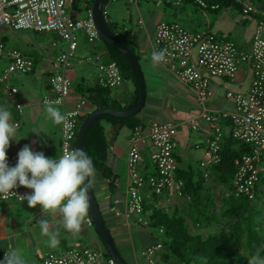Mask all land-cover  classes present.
<instances>
[{"label": "built area", "instance_id": "1", "mask_svg": "<svg viewBox=\"0 0 264 264\" xmlns=\"http://www.w3.org/2000/svg\"><path fill=\"white\" fill-rule=\"evenodd\" d=\"M89 1V0H86ZM113 1V0H108ZM166 1L179 5L182 2H192L202 11L218 9L217 0H155ZM242 3L243 11L258 14L256 29L250 48L240 47L233 39L214 32L208 23L204 31L194 32L176 21H160L155 28L152 43L153 52L166 51V62H160L175 78L188 87L198 103L199 115L205 118L211 126L210 138L199 166L206 177L210 167L221 160L219 153L224 131L221 117H231V133L236 139L249 142L253 146L251 153L241 155L236 159L237 169L232 184L235 193L255 196L254 189L264 176V6L258 8L255 0H236ZM72 0H0V27L9 26L14 29H33L36 31H51L67 42L65 49L55 57L58 70L49 77L52 94L42 97L45 100L62 106V114L71 113L67 125L61 124L60 155L65 149L76 148L78 118L85 113L87 99L83 96L68 106L71 92L70 67L74 59L77 61H96L98 69L97 83L108 87L122 84L124 77L117 62L108 58L99 59L97 54L85 58L76 56L79 41L84 37L88 43L100 40V34L95 27L91 7H87L86 15L75 16L71 12ZM103 13L108 15V4L103 5ZM80 34H77V32ZM82 35V36H81ZM53 45L56 41H53ZM7 60L3 72L0 73V84L6 77L14 73H29L36 66V57L24 53L20 48L9 46L0 38V61ZM242 63H247L252 71L249 89L242 91H227L226 96L234 100L232 112L220 111L219 114L209 106L211 95L210 85L214 77L233 79ZM8 95L17 92L15 86L9 87ZM45 104V103H44ZM13 123L20 125V121ZM177 123L172 121L151 120L131 130L128 139L126 155V201L125 214H135L137 222L149 226L147 199L155 196H182L184 180L177 176L178 160L175 155ZM198 126L197 120L192 121V127ZM150 142L149 160L154 166L153 172H145L141 155L144 144ZM59 155V156H60ZM9 166H15L18 153L7 151ZM145 189H148L145 190ZM11 194H0L2 200L23 201L21 195L29 194V189L20 186ZM111 208L116 214L122 213L117 207L118 200ZM155 206L161 200L151 201ZM88 225L93 222L88 214ZM162 232V228L159 229ZM162 242L156 241L142 250V255L151 264H157L158 252ZM104 245L73 246L61 251H45L39 256V264H115L111 255L106 254Z\"/></svg>", "mask_w": 264, "mask_h": 264}, {"label": "crops", "instance_id": "2", "mask_svg": "<svg viewBox=\"0 0 264 264\" xmlns=\"http://www.w3.org/2000/svg\"><path fill=\"white\" fill-rule=\"evenodd\" d=\"M113 1H117V0H113ZM126 1L128 4L130 3L129 1H132V2L135 1V3L138 6L139 0H126ZM155 2L159 3L162 1H155ZM106 3L109 4V1L107 0ZM255 5L258 8L263 7L264 0H255ZM87 7H91V6H88L85 3L84 7L81 8L79 6L75 8L72 6V3L70 4V9L73 15L79 16V17H83L86 15L85 14L83 16H80L83 10H87ZM113 9H114L113 11L114 15L118 16V19H123L124 15L126 16V12H125L126 8H124L123 4H118ZM127 11H128V8H127ZM250 15L253 18L252 20L253 27L250 33L247 35L245 34L243 38L241 39V42L238 43L240 47H243L246 49L250 48L251 46V42H252L254 31L256 29L257 18H258V14H250ZM108 17H109V11H108ZM162 20L163 19H161L160 21ZM160 21L155 23L152 30L146 29L145 31L138 29L137 27L130 28V27H127L126 25L121 26L123 27L124 30H127V29L131 30L132 38L137 47L136 55L139 56L138 58L139 64L141 60V53L146 52V55L151 57L150 53L152 50V43L154 40L155 28H156V25ZM242 21L251 22V21H248L247 18H242ZM3 27H5V30H7L8 33L2 34L0 38H2L9 46L18 47L23 51L24 49H22L20 46L21 44L20 40L21 38L26 37V33L22 30H27V29H14L9 26H3ZM210 28L213 29L211 25H210ZM9 35L11 36V40H12L11 42L8 37ZM219 35H225L231 38V32H227L225 34H219ZM262 35L264 37V31L262 32ZM81 39L85 40L84 37H81ZM53 46H56V47L55 48L52 47L51 50L49 51H45L43 47H38L33 52L31 51L26 52L28 50H24L26 54L28 55L32 54L35 56L38 54L36 56V61H37L36 66L34 70L31 71V74L36 73L40 78L39 89H41V93H42L41 95L53 93L52 90H50L49 77L50 75H52L54 72L58 70V67L55 65V57L59 51L66 48L67 42L63 40L57 43L56 41V44ZM91 47L94 49V55L97 54L99 56V59L102 60V57L104 56H106V60L109 58L107 49L101 40L96 41L95 43H92L91 45L90 43L87 44L82 40L79 41V46H78V50L76 54L77 58L78 57L82 58L84 55H86L85 52ZM83 51L84 53H82ZM96 61L97 60H95L94 62L95 65H96ZM88 62L89 61H82V62L78 61L77 62V59L75 58L73 63H76V64L79 63L78 65L83 66L85 65V63H88ZM6 63H7V60L5 59H2L0 61V72L3 71ZM76 64L74 65L72 64L69 70V74L71 78V92H70L68 103H67L68 106H71L72 102L81 96L87 99L86 97L87 89L97 84L98 73L96 77L94 75L95 78L94 77L90 78L91 82H89L86 85L84 83L85 79L89 80V78H87L88 73L92 74L93 70L96 72L94 65L92 66L90 65L87 68L83 67V68L77 69V68H74V66L77 67ZM162 66H160L159 64H156L155 65L156 70H153L152 67L148 65L147 73L148 75L150 74L151 77H155V76L160 77L161 81L164 79L165 84H166L167 77L164 74L165 72L163 71L167 69L164 66L163 67ZM140 67H141V64H140ZM142 73L144 75V81H146L145 73L143 70H142ZM12 75H10L9 77H6L5 81L0 84V106L6 105V108L12 114V122L17 121V120L20 121V125L16 131V134L13 137V140L10 141V147L7 149V151L18 153L21 150V148L24 145H26L25 138H23L18 132L20 127L23 126L25 123V116H24L25 113L24 112L27 109L30 110L31 107L35 105V102L31 101L30 98L25 99L23 97L20 99V101L17 100L18 94L20 93V88L15 83L11 82L14 79ZM169 76L172 77V80H175L177 83H179V81L175 78V76L171 72H169ZM10 77L12 78L10 79ZM251 80H252V71L247 63H242L240 65L236 73V76L233 79L214 77L210 85L211 95L209 98V106L217 114H219L220 111L232 112L234 109V103L232 99H230L232 101L230 107L227 106V104H224V101L226 100V102H228V99H229L226 96L227 91L246 92L249 89ZM124 82H125V85L123 84ZM121 85H122V88H120V86L112 88L111 95L113 98L118 99L122 103H128L131 101L133 97L134 85L131 80H127V79H124ZM11 86H15L17 88V92L13 95H8L6 90ZM222 91H225L224 96H222V93H223ZM178 92L180 93V95L182 94L179 89H178ZM188 92L191 94L190 90ZM146 95H147L146 103L148 102L150 106L153 107V105L161 104L159 99H156L153 95L147 94V88H146ZM6 96L9 99V103L5 102V100L3 99ZM192 98L194 99L193 95H192ZM181 102H183V99ZM12 103L14 105L11 106ZM220 103L222 105H219ZM54 106L59 108V110L62 113L61 105L54 104ZM182 107L186 110L184 115L186 114H189V115L186 116L185 118H180L175 122L178 125L177 132L175 135V139H176L175 155L178 160V169L189 170L192 168V170L196 172V170L192 167L191 160H195L197 163H199L200 160L203 158L205 149L208 144V140L211 135L210 134L211 126H210V123L205 118L199 115V111L198 112L196 111V113L194 112L195 110L193 109V107L191 108L186 104H182ZM93 108H94L93 104L87 99V103L85 106V112H90ZM143 120H144L145 125H147V123L151 121V119H143ZM152 120H157V119H152ZM193 120H197L198 122V126L196 128L192 127ZM223 121L224 120H222V122ZM186 123L188 125H186ZM225 123L227 122L225 121ZM37 126H38L37 130L40 131L41 133L39 136H37L36 134L32 135V141L34 142V147H32L33 151H36V152L42 151L47 157H51V158L59 157L60 139H61V135H60L61 124L56 125L51 120V132H50V129H49L50 125L45 120V116H42V118L40 119V124L38 123ZM188 126H190L192 130L194 129L197 130L199 132V136L201 137L198 141H195L194 144H190L185 137L186 131L189 128ZM105 127H106L107 140L109 143V153H108L107 160H108L109 165L113 169V176L111 178H105L99 172H97L98 174H95V184L92 189L95 192V195L97 197L100 209L105 218V222L107 224L109 232L118 250L120 251V248L118 244L116 243L115 237L116 236L119 237L120 230H123L125 233L130 234L131 229H133L132 226L139 224L137 222V217L135 214H130V215L125 214L126 178H127L126 155H127V149H128V139L131 133V129H129L128 127L127 129H124V125L111 124V123H106ZM224 127L226 128L227 125L224 124ZM223 131L225 133V129ZM150 149H151L150 142L147 141V143L143 145L142 151H141V155L143 159L142 161H143V164H145V167L143 168V170L145 172H153L154 170L150 166V163H151L149 160ZM146 156H148V158H146ZM199 170H200L199 172L202 171L201 168ZM110 183H112V186H110ZM145 190L148 191V189H145ZM32 191H33L32 189H29V194ZM183 197L185 196L182 195V196L167 197L168 203L170 204L171 200L177 201L181 198L183 199ZM159 199L161 200V197ZM115 200H118V202L116 203L117 207L119 210L122 211V213L120 214H116L111 208L112 204L115 203L114 202ZM161 202H160V206H162ZM168 203L164 205L167 208V210H169ZM42 219L47 220L49 222L50 232L57 233L59 244L55 248L49 246V243H48L49 237L41 234L39 221ZM0 242L7 244V248L4 249L5 252L9 249V246L13 248L21 249L23 248L22 246L23 242L29 243L33 247V251H32L33 255L29 256V254L28 255L23 254L25 264H39V256L41 253L45 251H50V250L51 251H61V250H65L73 246L96 247V246L103 245L101 239L99 238V235H97V233L94 230V225H88L87 223L83 224L81 231L77 235L73 236L70 232H68L64 228L63 217L58 211L57 212H51V211L43 212L42 206L39 204L35 208H30L26 200L15 201V200H2V199H0ZM151 243L153 242H150L147 245ZM132 245H133V251L130 255V258H126V260L129 261L131 264H145L144 262H141L138 259V255L140 252L137 251L136 245L135 244H132Z\"/></svg>", "mask_w": 264, "mask_h": 264}, {"label": "trees", "instance_id": "3", "mask_svg": "<svg viewBox=\"0 0 264 264\" xmlns=\"http://www.w3.org/2000/svg\"><path fill=\"white\" fill-rule=\"evenodd\" d=\"M78 1L72 0V6L75 8L79 7ZM84 1L88 6H91L93 0ZM106 1L104 0V3ZM217 1L220 6L213 11H218L223 6L228 7L231 5L243 11V5L239 1ZM164 2L168 5L170 4L166 1ZM247 14L256 13L248 12ZM103 15L111 31L136 53L137 47L132 38L131 30H124L117 23L108 20V15L104 13ZM100 40L106 47L109 58L115 60L119 65L123 77L132 81L134 93L130 102L122 103L112 97V87L97 83L87 89L86 97L94 107L109 106L119 109L132 107L138 101L139 87L130 62L119 49L102 37H100ZM137 58H139L138 55ZM141 110L135 115L126 117L103 113L92 121L85 135L83 150L93 160L96 172H99L103 177L111 178L113 176V169L107 160L109 143L105 124H121L132 130L136 126L144 124V120L140 115ZM88 113L85 112L79 116L77 131ZM221 119L224 120L223 122L221 121L223 127L225 124L228 128H223L225 133L219 151L221 160L210 167L209 176L206 177L202 171L197 173L192 168L189 170L178 169L177 176L184 180L183 194L188 198L187 214L197 222L204 220V224L208 227L213 223H219L221 218L213 208L216 205V201L210 193L213 189L208 187L210 185L208 180L215 184L228 185L229 191L224 193L223 196L222 214H229L234 218V222L221 227L218 231L209 232L207 235L201 233L192 234L188 229L186 214L179 205H176L169 212L165 206H155L151 202L152 200L157 201L161 196H155L152 200L147 199L145 207L148 211L149 227L162 228L163 242L162 248L157 254V264H248L249 258L257 250H260L261 256H264V236L259 232L255 221L258 209L254 204V200L258 199L260 194L264 192V176L254 189L255 196L253 198L235 193L232 184V179L237 169L235 161L241 155L251 153L253 146L249 142L232 136L230 116L221 117ZM110 186H112V183H110ZM94 230L99 235L95 227ZM106 254L110 255L108 251Z\"/></svg>", "mask_w": 264, "mask_h": 264}, {"label": "rangeland", "instance_id": "4", "mask_svg": "<svg viewBox=\"0 0 264 264\" xmlns=\"http://www.w3.org/2000/svg\"><path fill=\"white\" fill-rule=\"evenodd\" d=\"M129 2L130 3L128 4L126 0H117L112 2L109 1L108 20L117 23L119 27L122 25H126L127 27H137L138 29L144 31L146 29L152 30L155 23L160 21L161 19L179 22L184 27L194 32L204 31L207 28V24L210 23L213 28L212 30L214 32H217V34H225L227 32H231V38H233L237 43L241 42L243 36L245 34H249L253 27L252 16L244 11L238 10L232 5L228 7L223 6L218 11H213L210 9H208L207 11H202L198 6L188 1L182 2L179 5L172 3L168 5L164 1L158 3L154 0H139L138 6L135 1ZM77 3L81 8L85 5L84 0H79ZM118 4H123L124 8H126V16L124 15L123 19H118V16L114 15L113 8L116 7V5ZM85 14L86 10H83L80 16H83ZM242 18H247V20L251 22H243ZM22 31L26 33V37L21 38L20 46L22 49L28 50L26 52H33L38 47H43L45 51H49L52 47H56L53 46V41H57V43L63 41V39H61L56 33L51 31H34L32 29ZM6 33H8V31L5 30V27H0V36ZM77 34H80V32L78 31ZM8 37L11 42V36L9 35ZM81 40L89 44L86 40L80 38V41ZM91 44L92 43H90V45ZM24 50L23 52H25ZM82 53H84V51ZM85 53L86 55H84L82 58L93 56L94 49L91 47ZM37 55L32 56L36 57ZM102 60H106V56L102 57ZM94 62L95 60L89 61L83 66L78 65L79 63H73V65L76 64L77 67L74 66V68L77 69L83 67L87 68L90 65H94L96 72L93 70L92 74H87V78H89V80L85 79V85L91 82L90 78H93L94 75L96 77L98 73L97 66L94 64ZM140 64L142 70L145 73L147 94L153 95L156 99H159L161 103L160 105H153L152 107L147 102L140 112V115L143 119H157L160 121L173 120L174 122H176L178 119L185 118L189 115H184L186 110L182 107V104H186L191 108L193 107L195 113L196 111H199L200 107L196 102L195 98H192V93L190 94L188 92V87L181 84L180 82L177 83L175 80H172V77L169 76L168 70L163 71L165 72L164 74L167 77L166 84L164 79L161 81V78L158 76L151 77L150 74L148 75V65H150L153 70H156V68L152 62V58L147 56L146 52L141 53ZM159 65L162 66L160 63ZM12 77L14 79L11 82L15 83L20 88V93L18 94L17 100L20 101V99L23 97L25 99L30 98L31 101L35 102V105L31 107L30 110H25V123L23 126L20 127L18 131L20 135L25 138L26 144L30 145L31 147H34L32 135L35 133H33V130H37V125L38 123L40 124V119L42 118V116H45V120L50 125L49 129L51 132V119L48 118L47 113L45 112V104L42 103V96L44 95H41V89H39L40 78L36 73L31 74V72L14 73ZM12 77H10V79ZM123 84L125 85V82ZM120 88H122V85H120ZM178 89L181 91V95L178 92ZM222 92V96H224L225 91ZM3 99L5 100V102L9 103V99L7 98V96ZM182 99L183 102H181ZM230 99L232 98H229L228 102H226V100L224 101V104H227V106L229 107L231 106L232 101L234 103V100L232 99L231 101ZM12 105L14 104L12 103L11 106ZM219 105L222 104L220 103ZM4 107H6V105ZM186 125L188 124L186 123ZM188 127L189 128L186 131L185 137L190 144H194L195 141H198L201 137L199 136V132L197 130H192L190 126ZM124 129H127V127L124 126ZM146 158H148V156H146ZM191 164L192 167L198 173L200 171L199 163H197L195 160H191ZM150 166L152 169H154L152 163H150ZM96 174L98 173L96 172ZM208 183L210 184L208 187H211L213 189L212 191H210V193L213 195V198L216 201V205L213 208L216 210L219 217H221L219 223H213L210 227L204 224V220L197 222L193 220V218L190 217L189 214H187L188 198L186 196L183 197V199L181 198L177 201L171 200L170 204L168 203V198L166 197V195L161 196V205L164 206L168 203L169 212H171L176 205H179L184 210L188 223V229L192 234L201 233L207 235L209 232L218 231L221 227H224L234 222V218L232 216H230L229 214H222L223 196L224 193L229 191V186L222 183L215 184L210 180H208ZM254 204L257 206L258 209V214L256 215L255 221L258 225L259 232L264 236V192L260 194L258 199L254 200ZM132 228L133 229H131L130 234H127L123 230H120L119 237H115L116 243L120 248V252H122V256L125 259L130 258V255L133 251L132 244H135L137 251L140 252L138 255V259L141 262H144L145 264H151L145 257L142 256L141 252L143 248L150 242H163L162 233L158 228H151L140 223L132 226ZM22 246L23 248H21V250L23 254H29V256L33 255V247L29 243L23 242ZM5 248H7V244L0 242V260H3L4 258Z\"/></svg>", "mask_w": 264, "mask_h": 264}, {"label": "clouds", "instance_id": "5", "mask_svg": "<svg viewBox=\"0 0 264 264\" xmlns=\"http://www.w3.org/2000/svg\"><path fill=\"white\" fill-rule=\"evenodd\" d=\"M166 51L153 52L154 65L166 62ZM45 112L54 124H65L71 113L62 114L54 102L45 100ZM18 125L12 122L11 112L0 106V194L14 193L20 186L32 189L30 194L21 195L30 208L38 204L43 212H59L63 217L64 228L73 236L77 235L86 221L90 209V190L95 184L96 169L91 157L83 150L65 149L63 155L56 158L47 157L44 152L33 151L28 144L18 152L15 166H9L7 149L16 134ZM37 136L40 131L34 129ZM87 182V183H86ZM41 234L49 237V246L59 244L57 233L50 232L47 220H40ZM0 264H25L22 250L9 246ZM248 264H264L260 250L252 255Z\"/></svg>", "mask_w": 264, "mask_h": 264}, {"label": "water", "instance_id": "6", "mask_svg": "<svg viewBox=\"0 0 264 264\" xmlns=\"http://www.w3.org/2000/svg\"><path fill=\"white\" fill-rule=\"evenodd\" d=\"M103 3L104 0L92 1L91 14L94 20L95 27L98 30L100 36L105 41H107L108 43L119 49L130 62L132 71L136 76L137 84L139 87V98L136 104H134L132 107L125 109H119L109 106L94 107L88 113V115L83 119V121L81 122L78 128L76 135V148L79 149H83V143L86 132L89 129L92 121L100 114L109 113L118 117L135 115L142 109L147 99L144 75L142 73L137 55L131 48H129L123 41H121L108 27L102 11ZM89 195L91 199H90V209L88 214L93 222L95 229L97 230L100 236V239L104 247L107 249L109 254L114 258L115 264H131L122 256V254L118 250L109 232V229L105 222V218L102 214L97 197L93 189L90 190Z\"/></svg>", "mask_w": 264, "mask_h": 264}, {"label": "bare ground", "instance_id": "7", "mask_svg": "<svg viewBox=\"0 0 264 264\" xmlns=\"http://www.w3.org/2000/svg\"><path fill=\"white\" fill-rule=\"evenodd\" d=\"M176 147V146H175ZM162 203V202H161Z\"/></svg>", "mask_w": 264, "mask_h": 264}]
</instances>
